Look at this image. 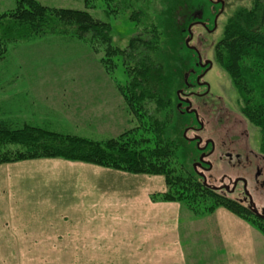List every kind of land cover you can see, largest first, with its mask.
<instances>
[{"label":"rangeland","instance_id":"374dc122","mask_svg":"<svg viewBox=\"0 0 264 264\" xmlns=\"http://www.w3.org/2000/svg\"><path fill=\"white\" fill-rule=\"evenodd\" d=\"M37 1L51 8L88 11L112 26L113 44L121 49L128 46L136 32L129 12L109 13L113 6L109 3L111 8L107 7L106 0ZM223 1L224 13L217 15L220 6L208 0H158L155 19L162 31V43L156 59L163 64V92L174 100V104L183 105L179 108L183 115L177 113L174 116L164 138L176 141L179 145L177 163L203 183L204 178L196 172H201L200 154L211 150L210 146L204 150L208 140L213 142L214 154L206 159L204 156V160H211L209 164L204 163L212 170L204 172L207 180L204 185L238 201L240 195L237 197L232 190L235 191L237 184L241 191V183L246 180L247 191L260 210L264 206V188L260 186L264 182V125H255L244 116L245 99L224 64L217 60L215 51L229 18L240 8H250L252 0ZM17 3L18 0H0V14L15 10ZM196 20L208 23L213 31L193 24ZM191 24L192 39L187 45ZM8 49L0 60V82L9 76L14 78L11 80L20 81V76L25 80V76H34L37 71L39 79L42 77L45 82H84L81 89L67 88L68 96L78 92L81 98L96 100L101 95L108 99L106 115L94 116L86 122L88 125L82 126V121H59L69 116L59 113V109L70 100L60 96L63 90L44 88L40 103L46 110L50 107L53 110L44 116L46 120L41 122L42 127L94 141L116 138L125 131L137 129L134 139L146 141L147 146L154 145L152 122L145 115H133L123 97L122 92L128 93L125 87L129 77L122 63L117 65L114 76H110L100 62V55L84 43L60 35H49L29 44H12ZM206 61H211L212 66L205 65ZM9 67L15 69L9 71ZM90 83L99 84L103 89L86 86ZM103 99L97 103H102L104 108ZM190 104V111H187ZM153 108V105L149 106L148 110L152 112ZM257 167L261 170L259 184L254 182ZM135 176L133 178L140 181L135 182L137 189L134 191L139 192V201H133L134 207L127 208L124 198V204L116 203L118 209L115 212L119 216L108 217L110 224L105 226L106 231L101 227L99 234H86L96 237L93 244L98 247L51 248V243L45 242L43 248L0 249V264H264V231L260 229V226L264 227V220L254 214L249 219L241 218L207 198L201 199L196 206L201 211L210 207L213 210L198 217L184 202L153 200L152 197L168 190L164 176ZM221 181L225 185L218 188ZM93 226H90L92 230L96 229L95 223ZM60 244L80 246L82 242Z\"/></svg>","mask_w":264,"mask_h":264},{"label":"trees","instance_id":"16d2710c","mask_svg":"<svg viewBox=\"0 0 264 264\" xmlns=\"http://www.w3.org/2000/svg\"><path fill=\"white\" fill-rule=\"evenodd\" d=\"M87 1V0H86ZM110 12H129L136 31L128 46L113 44V29L86 10L51 8L37 0H18L15 10L0 14V60L12 44H29L49 35L67 36L87 45L100 55L107 74L114 76L119 63L129 77L128 93L123 97L133 115H145L151 122L155 141L134 139L128 130L119 137L94 141L46 127L25 124L17 127L0 119V165L37 159H62L81 162L132 175L164 176L167 192L154 201L184 202L195 215L196 206L207 198L233 214L249 219L253 215L239 201L228 199L177 163L179 145L164 138L178 105L167 96L163 82V64L156 59L161 48L162 31L155 19L158 0H106ZM216 58L245 99L244 116L255 125H264V0H252L250 8L238 9L229 18L223 36L215 48ZM183 79V72H182ZM164 87V88H163ZM121 86L118 85L120 92ZM153 105V111L149 106ZM143 144H146L143 146ZM261 231L264 227L260 226Z\"/></svg>","mask_w":264,"mask_h":264},{"label":"crops","instance_id":"0c3cea01","mask_svg":"<svg viewBox=\"0 0 264 264\" xmlns=\"http://www.w3.org/2000/svg\"><path fill=\"white\" fill-rule=\"evenodd\" d=\"M8 69L13 71L15 67ZM34 73V76H25L27 77L25 80L22 76L20 81L11 80L14 78L9 76L6 81L0 82V119L9 121L17 127L25 124L42 127L41 122L46 120L44 116L51 114L53 110V107L46 110L40 103L43 94L41 90L44 88L63 90L60 96L70 100L60 106L62 110L60 108L59 113L69 115L59 118L61 122L77 120L82 121V126H86L88 125L86 122L93 120L94 116L106 115L108 99H103L101 95L96 97V100L81 98L78 92L66 95L67 88L81 89L84 82L75 80L45 82L42 77L39 79L37 71ZM86 86L103 89L96 83ZM101 99L105 101L104 108L102 103H97V100L102 101ZM134 176L60 159L1 165L0 249L43 248L45 242L51 243L49 246L51 248L98 247L93 244L96 237L86 234L92 235L93 232L99 234L101 227L105 230V226L110 224L108 217L119 216L115 212L118 209L116 203L122 204L124 198L129 209L134 207V200L139 201V192L134 190L137 189L135 182L138 183L140 180H135ZM128 184L132 186L127 188ZM103 219L107 220L104 222ZM94 223L96 229L92 230L90 226ZM65 241L82 242V245L60 244Z\"/></svg>","mask_w":264,"mask_h":264},{"label":"flooded vegetation","instance_id":"af4514ba","mask_svg":"<svg viewBox=\"0 0 264 264\" xmlns=\"http://www.w3.org/2000/svg\"><path fill=\"white\" fill-rule=\"evenodd\" d=\"M210 3H212V4H214V5H219L220 6V11L218 12V14L217 15H221V14H223L224 13V8H225V2L223 1V0H208ZM201 15V14H200ZM200 15L198 16L199 18H200ZM218 20V16L216 17V21ZM193 24H196V25H202L208 32H212L213 31V29H217V25H216V22L214 23V27H213V29L211 30L209 27V24L208 23H206V22H202L201 20H196V21H194L193 22ZM189 100V99H188ZM180 105V104H179ZM183 106V105H182ZM179 107V108H183V107ZM208 142V143H207ZM206 142V148L204 149V150H206L209 146H210V148H211V150L210 151H208L207 152V150L206 151H204V153L203 152H201V154H200V156H202V155H204L205 156V159L206 158H210V156H212L213 154H214V151L212 150L213 148H215V146H213V142H211V141H207ZM199 156V157H200ZM198 160H199V158H198ZM198 160H196V161H198ZM210 160V159H209ZM208 159L207 160H204V161H202L203 162V165H202V167H199V168H201V172H199V171H196L197 173H204V172H208V173H210L212 170H210V169H208L209 168V165L208 166H206V163H210L211 162V160L209 161ZM195 161V162H196ZM204 162H206V163H204ZM204 175H205V173H204ZM260 175H261V170L257 167V169H256V172H255V178H254V182L255 183H258L259 184V181H258V179H259V177H260ZM239 179H243V178H239ZM221 185L219 184L217 187L219 188V187H221L222 185H225L224 184V181H221ZM241 182H239L238 184H240ZM242 184V190L240 191L239 189V186L236 184V186H234V189H235V194L237 195V197H238V195H240L237 199H239L240 200V202L242 203V204H245V207H248L249 208V200H248V196H247V194H246V191H245V189L243 188V186H244V184H243V182L241 183ZM215 186V185H214ZM260 186H261V188H264V182H261V184H260ZM239 190V191H238ZM238 191V192H237ZM242 194H244V196H241ZM238 200V201H239ZM256 204V203H255ZM256 207H257V205H256ZM258 209V208H257ZM264 209V206H262L261 208H260V210L259 211H261V210H263ZM249 210H251V212L254 214V216H256L257 218H259V219H262V220H264L263 218H260L258 215H256L255 213H254V211L252 210V209H249Z\"/></svg>","mask_w":264,"mask_h":264},{"label":"water","instance_id":"95a60500","mask_svg":"<svg viewBox=\"0 0 264 264\" xmlns=\"http://www.w3.org/2000/svg\"><path fill=\"white\" fill-rule=\"evenodd\" d=\"M215 22H216V25H217V21H215ZM192 27H193V24H191L190 27H189V33H190V36H189V38H187V40H186V44H187V45L189 44V41H191V39H192V31H191ZM199 60H200V64H202L201 56H199ZM207 64H210V67L212 66L211 61H206V62H205V65H207ZM187 77H188V75L186 76V81H187ZM181 92H182V91H180L178 94H180ZM179 106L181 107V105H179ZM190 108H191V104L189 105V108L187 109V111H190ZM196 115H197V114H196ZM203 160H204V155H202V156L200 157V161H203ZM201 163H202V162H200V167L202 166ZM194 168H195V170H196V169H197V166L195 165ZM201 176L204 178V183L207 184L206 177H204V174H203V173H201ZM243 182H244V189H245V191H246V194H247V196H248V200H249V209H252L256 215H258L260 218H263V219H264V209L261 210V211H259V210L257 209L256 204H255V202L253 201L252 196H251V195L249 194V192L247 191V182H246V180H243ZM235 186H236V184H235ZM227 190H228V189H227ZM232 192H234V191L232 190Z\"/></svg>","mask_w":264,"mask_h":264}]
</instances>
